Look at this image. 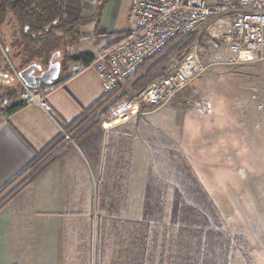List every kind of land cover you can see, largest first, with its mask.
Here are the masks:
<instances>
[{"label":"crops","instance_id":"crops-1","mask_svg":"<svg viewBox=\"0 0 264 264\" xmlns=\"http://www.w3.org/2000/svg\"><path fill=\"white\" fill-rule=\"evenodd\" d=\"M129 7V0H99L95 5L87 0H65L66 21L75 28L64 44L70 52L59 46L58 82L46 97L62 129L104 96L93 70L59 82L65 58L85 53L95 57L121 39L129 29ZM72 64L66 66L68 73ZM16 88L18 82L0 73V187L29 164L36 152L59 138L61 142L52 152L57 160L0 210V264H99L100 242V264H131L125 239L131 231L139 233L140 225L144 239V217L140 203L137 213L129 215L128 195L131 186L138 195L145 192V168L141 165L140 174L139 164L140 149L145 152V133L131 139L129 131L139 130L137 122L146 113L113 125H102L104 121L88 128L82 125L67 140L39 107L10 111L19 95L6 94ZM73 137H80L79 143ZM104 172L111 192L121 198L99 219L93 212L97 210L98 179Z\"/></svg>","mask_w":264,"mask_h":264},{"label":"rangeland","instance_id":"rangeland-1","mask_svg":"<svg viewBox=\"0 0 264 264\" xmlns=\"http://www.w3.org/2000/svg\"><path fill=\"white\" fill-rule=\"evenodd\" d=\"M212 1L208 5L213 6ZM53 36L46 39L48 45ZM67 38L57 42L68 54ZM21 43L9 15L0 30V73L14 83V71L32 64L46 66L54 54L30 61ZM137 77L133 75L120 94L134 98L156 78L134 90ZM158 110L143 108L146 114L140 115L139 130L129 131L131 139L145 133V152L140 149L139 155L145 192L138 195L131 186L128 195L129 215L137 213L140 203L146 217L144 239L143 225L125 239L131 264H185L191 230L169 221L174 190L230 241L227 264H264V62L212 68ZM101 177L95 199L98 211L93 212L99 219L121 198L111 192L105 172ZM102 250L100 242L99 264Z\"/></svg>","mask_w":264,"mask_h":264},{"label":"built area","instance_id":"built-area-1","mask_svg":"<svg viewBox=\"0 0 264 264\" xmlns=\"http://www.w3.org/2000/svg\"><path fill=\"white\" fill-rule=\"evenodd\" d=\"M87 1L95 5L99 0ZM129 3L128 32L98 53L92 62L72 64L70 77L93 70L103 93L109 94L123 88L171 40L190 34H196L197 39L132 100L112 108L102 125L125 122L139 115L143 108L164 107L212 68L264 62V0H213V6L208 5V0H129ZM14 74L21 87L20 106L39 107L71 140L53 118L47 102L53 87L30 88L16 71Z\"/></svg>","mask_w":264,"mask_h":264},{"label":"trees","instance_id":"trees-1","mask_svg":"<svg viewBox=\"0 0 264 264\" xmlns=\"http://www.w3.org/2000/svg\"><path fill=\"white\" fill-rule=\"evenodd\" d=\"M9 15L19 29L21 44L27 51L26 53L29 54L30 61L38 59L43 61L46 55L58 52L59 44L57 41L61 37L64 38L71 34L75 28L72 22L66 21L65 0H0V30L6 25ZM59 34L61 35L59 36ZM52 35H54V40L52 44L48 45L46 39ZM196 39V34H190L185 37L178 36L171 40L161 53L146 61L136 72L134 76L138 75V77L133 84L134 90L148 85L157 75L162 74L169 62L186 51ZM94 58L88 53L65 58L59 82L70 76L66 66L72 63L88 64ZM142 72L143 74L139 76ZM10 74H12L11 71ZM121 89L122 87L109 94H104L91 107L84 109L68 127H65V132L70 135L82 125L84 128L100 125L106 120L112 108L133 98L125 93L120 94ZM20 92L21 87L18 84V88L8 90L6 95H13L15 98L20 95ZM19 107H21L20 102L16 103L10 111ZM60 142L61 139L59 138L43 150L36 152L29 164L0 187V210L57 160L58 156L52 152ZM193 181L199 185L194 177ZM143 216L145 217V210ZM169 221L181 229L191 230L188 234L185 264L228 263L230 241L221 232L215 230L203 213L185 204L177 190H174L172 195Z\"/></svg>","mask_w":264,"mask_h":264},{"label":"water","instance_id":"water-1","mask_svg":"<svg viewBox=\"0 0 264 264\" xmlns=\"http://www.w3.org/2000/svg\"><path fill=\"white\" fill-rule=\"evenodd\" d=\"M59 57V53L56 52L50 59L48 69L41 72V66L32 64L21 70L18 73V77L23 83L30 88H40L42 86H53L57 81L60 73V63L56 61ZM35 71L41 72L39 75H35Z\"/></svg>","mask_w":264,"mask_h":264},{"label":"flooded vegetation","instance_id":"flooded-vegetation-1","mask_svg":"<svg viewBox=\"0 0 264 264\" xmlns=\"http://www.w3.org/2000/svg\"><path fill=\"white\" fill-rule=\"evenodd\" d=\"M48 64H46V66H41L42 67L41 68V72L48 69V66H49ZM41 72L35 71V75H39ZM57 82H58V79H57V81L54 84H56Z\"/></svg>","mask_w":264,"mask_h":264},{"label":"bare ground","instance_id":"bare-ground-1","mask_svg":"<svg viewBox=\"0 0 264 264\" xmlns=\"http://www.w3.org/2000/svg\"><path fill=\"white\" fill-rule=\"evenodd\" d=\"M117 122H119V121H117ZM114 123H116V122H114ZM114 123H113V124H114ZM113 124H110V125H113Z\"/></svg>","mask_w":264,"mask_h":264}]
</instances>
